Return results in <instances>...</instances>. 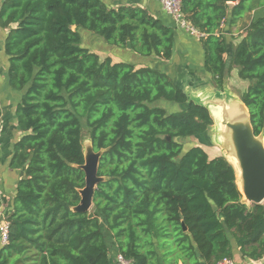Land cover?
I'll use <instances>...</instances> for the list:
<instances>
[{
  "label": "trees",
  "instance_id": "1",
  "mask_svg": "<svg viewBox=\"0 0 264 264\" xmlns=\"http://www.w3.org/2000/svg\"><path fill=\"white\" fill-rule=\"evenodd\" d=\"M230 25L264 0H182L214 86L237 69L256 135L264 132V15L231 48ZM0 32L23 136L11 167L22 169L0 264H113L111 243L133 264H216L264 256V206L241 201L233 166L187 139L213 124L206 106L161 69L101 56L82 31L141 56L169 60L175 30L122 0H0ZM162 102L181 105L169 112ZM1 116V107H0ZM103 151L92 211H77L85 187L83 129ZM0 201V208H1Z\"/></svg>",
  "mask_w": 264,
  "mask_h": 264
},
{
  "label": "crops",
  "instance_id": "2",
  "mask_svg": "<svg viewBox=\"0 0 264 264\" xmlns=\"http://www.w3.org/2000/svg\"><path fill=\"white\" fill-rule=\"evenodd\" d=\"M122 4L144 8L155 18L160 19L165 25L174 28L175 36L171 59L166 60L155 54L148 57L141 56L132 51L130 46L126 48L111 46L96 35L82 31V45L84 47L98 53L101 58L110 56L114 62L126 61L134 63L137 67L151 66L161 69L167 72L175 81L179 83L186 82L189 86L194 87L197 96L202 93V88L207 89V91L210 88L212 91L215 86L212 82L211 74L206 72L204 68L205 52L200 38L191 35L183 28L177 26L175 20L163 9L162 4L158 0H122ZM235 4V2L230 3L231 9L226 23L223 24V34L231 48L246 34V29L250 23L264 15V7H253L240 16L236 23L230 25L232 7ZM7 33V30L0 32V125L2 130L0 136V201L2 204L0 213L5 214V216H8L13 210L18 183L23 176L22 172H24L22 169L11 167L14 146L24 134L18 125L16 116V108L22 99L23 92L13 89L9 83V57L4 51V42ZM87 37L91 40L88 44L86 42ZM238 79H240L239 76ZM245 82L248 83L247 81ZM227 90L228 94L233 97H241L243 93V91L235 89L231 81H229V78ZM162 104L169 112H175L182 108L181 105L170 102H162ZM196 144L201 145L209 155L216 153L214 156L210 155V157L223 155V153H219L216 150L218 145H211L204 138H199ZM230 161L233 162V160ZM236 178H238V173L236 174ZM254 204H262L264 206V201L262 203H250L248 206L252 207ZM231 239L233 260L236 264H264V256L259 259L243 256L241 248L233 238ZM109 241L112 247L111 259L114 264V255L118 251L112 238H109ZM2 248L3 245L0 241V250ZM179 264H183L182 261Z\"/></svg>",
  "mask_w": 264,
  "mask_h": 264
},
{
  "label": "water",
  "instance_id": "3",
  "mask_svg": "<svg viewBox=\"0 0 264 264\" xmlns=\"http://www.w3.org/2000/svg\"><path fill=\"white\" fill-rule=\"evenodd\" d=\"M180 87L189 100L208 108L213 124L202 138L211 145L221 147L223 157L233 166L236 183L241 192V201L245 204L262 203L264 201V132L256 135L251 122L250 112L241 97L228 94V77L222 90L214 87L202 88L197 96L196 89L186 82H180ZM93 149V148H92ZM87 157L80 168L85 173V187L81 190V201L77 211L87 212L93 206L97 184L103 180L98 175L100 158L103 151H94ZM230 160H233L231 162ZM237 169V170H236ZM24 175V172H22Z\"/></svg>",
  "mask_w": 264,
  "mask_h": 264
},
{
  "label": "built area",
  "instance_id": "4",
  "mask_svg": "<svg viewBox=\"0 0 264 264\" xmlns=\"http://www.w3.org/2000/svg\"><path fill=\"white\" fill-rule=\"evenodd\" d=\"M162 4L163 9L175 20L177 26L183 28L191 35L198 38H204L205 33L195 28L190 21L187 20L183 9L182 0H158ZM1 125H0V136H1ZM10 239V221L8 216L0 213V241L4 246L9 244ZM114 264H133L132 259L125 257L122 253L117 252L114 255ZM216 264H236L233 258L226 257L218 261Z\"/></svg>",
  "mask_w": 264,
  "mask_h": 264
},
{
  "label": "rangeland",
  "instance_id": "5",
  "mask_svg": "<svg viewBox=\"0 0 264 264\" xmlns=\"http://www.w3.org/2000/svg\"><path fill=\"white\" fill-rule=\"evenodd\" d=\"M83 32L88 33L89 31L83 30ZM89 39H90L89 37L86 38L87 44L90 43V41H91ZM94 43H95V41H94ZM228 78H229V81H231V84L235 87V89L244 92L248 88V83L238 79V72H237L236 68L231 71ZM196 142H197V139H187L185 144H187V146H190L191 143H193V145H194V144H196ZM83 145H84V151H85L87 157L94 154L93 149H92L93 146H92V141H91L90 134H89V129L86 126H84V129H83ZM216 150L219 153H223L220 146H217ZM215 154L216 153H211L210 155L214 156ZM90 211H92V210L90 209Z\"/></svg>",
  "mask_w": 264,
  "mask_h": 264
}]
</instances>
